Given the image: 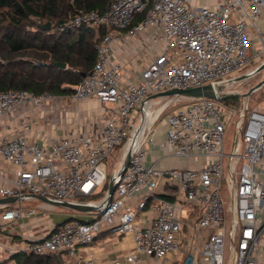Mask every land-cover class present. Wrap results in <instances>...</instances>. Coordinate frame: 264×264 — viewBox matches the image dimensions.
<instances>
[{
	"label": "built area",
	"instance_id": "obj_1",
	"mask_svg": "<svg viewBox=\"0 0 264 264\" xmlns=\"http://www.w3.org/2000/svg\"><path fill=\"white\" fill-rule=\"evenodd\" d=\"M263 16L264 0H217L213 5L196 0H117L104 13L78 9L63 21L58 32L86 26L98 39L93 69L66 98L72 103L98 100L103 106L102 121H89L92 126L87 130L64 134L44 146L29 139L34 120L26 111L20 120L21 133L0 135V158L14 170L13 177H8L7 170L0 169L6 179L0 184V196L18 197V205L1 214L0 224L37 216L36 208L23 206L35 195L98 209L89 220L60 222L45 236L12 250L77 258L80 245L114 230L133 234L134 249L113 264L168 263L176 254L183 257L182 264H224L228 231L221 186L226 118L243 113L237 124L243 127L241 140L229 162V175L235 176L229 206L232 264H264V99L245 112L244 107L237 109L222 100L187 99L190 103L163 119V143L156 140L155 124L146 129L111 202L105 196L86 202L110 179L108 166L102 164L111 162L117 147L122 149V159L133 125L185 100L173 97L161 107L168 97L151 95L208 83L230 94L234 93L231 86L259 73L257 67L241 71L252 61L264 63ZM132 40L138 43L129 53L126 48ZM117 50L124 55L117 56ZM142 59L147 60L138 66ZM241 76L245 78L238 80ZM56 98L49 92L0 90V115L27 104L38 111ZM159 145L162 154L150 155ZM170 160L179 163L168 164ZM120 163L111 166L116 171ZM162 185L174 199L161 195ZM144 211L152 213L149 223L139 217Z\"/></svg>",
	"mask_w": 264,
	"mask_h": 264
},
{
	"label": "trees",
	"instance_id": "obj_2",
	"mask_svg": "<svg viewBox=\"0 0 264 264\" xmlns=\"http://www.w3.org/2000/svg\"><path fill=\"white\" fill-rule=\"evenodd\" d=\"M115 1L117 0H0V90L24 89L37 94L49 92L57 96L72 94L73 86L93 69L97 61L98 39L95 32L81 26L64 32L49 33L43 26L35 25L37 23L33 18L62 22L78 9L104 13ZM141 17L142 14L138 16ZM34 26H37V30H33ZM57 62H65L66 67H59ZM260 88H264V85ZM240 99L238 94L225 97L222 102L240 104ZM121 155L122 149L117 147L115 157L112 158L116 161L114 165ZM108 183L109 179L88 199H103ZM54 255L57 254L17 252L13 257L18 259V264H52L51 256Z\"/></svg>",
	"mask_w": 264,
	"mask_h": 264
},
{
	"label": "crops",
	"instance_id": "obj_3",
	"mask_svg": "<svg viewBox=\"0 0 264 264\" xmlns=\"http://www.w3.org/2000/svg\"><path fill=\"white\" fill-rule=\"evenodd\" d=\"M196 1L202 4L210 5H213L217 2V0ZM261 23L262 27H264V16L261 18ZM135 43H138V40L130 41V45L126 48V51L129 53H134L132 51V45ZM117 47L120 46L117 45ZM120 54H123L121 53V50H117L116 55L119 56ZM146 60H140L139 64L137 65H143ZM24 112H26V115L30 113L34 120L30 131H28L29 139L32 141L35 140L41 145L50 146L64 134L74 135L81 131L87 130L92 126V123H90L89 121H102L103 106L96 99H89L72 103L66 98V95H58V98L52 101H48L45 105L39 108L38 111L34 112L31 109V105H22L20 108L12 111L9 114L0 115V135L7 134L10 136H15L16 134L21 133L22 131L20 127V120ZM157 129L158 132L156 140L159 144H161L163 143V140L165 138L166 126L162 122L161 128L159 129L157 127ZM162 152L163 149L159 145L150 150V155L157 157L161 155ZM176 162L179 163V161L177 160H170L167 163L174 164ZM164 164H166V161L164 162ZM0 169H6L8 177H13L14 170L12 164L1 158ZM5 181L6 179L0 176V184L4 183ZM167 191L169 190L166 189V187L163 188V185L160 187V193L162 196L173 198L172 195H170L171 193ZM36 199L38 198H32L31 200ZM92 201L89 199L88 201L86 200V202ZM17 205V202L10 204H0V222L1 214L7 208H14ZM42 207L43 210L38 211L37 216L26 215L24 217L8 221L5 224H0V264H18V259L13 257V254L17 253L12 250L13 247L22 246L28 243L29 240L39 239L45 236L54 225L60 223L51 217L50 210L53 208L52 204L42 201ZM86 213L88 214L87 220H89L93 216V213ZM69 214L70 216L65 218L64 220L77 218L76 213L72 212ZM151 216L152 213L150 211H144L139 214V217L143 223H149ZM4 230L8 231V233ZM133 249V234H122L114 230H108L102 232L91 243L80 245L77 250V258L72 257L66 253H61L54 255L57 259H55L54 256H51V260L53 261L52 264H65V261H68V264H113L115 260H122L124 256L130 253ZM177 256H179V254H177ZM177 256H172L168 263L160 264H171V261H173L174 258L176 259ZM77 260H80V263H77ZM126 264L151 263L146 260H142L138 263ZM174 264H176V262Z\"/></svg>",
	"mask_w": 264,
	"mask_h": 264
},
{
	"label": "rangeland",
	"instance_id": "obj_4",
	"mask_svg": "<svg viewBox=\"0 0 264 264\" xmlns=\"http://www.w3.org/2000/svg\"><path fill=\"white\" fill-rule=\"evenodd\" d=\"M71 2H72V0H71ZM74 13L69 14L66 18L63 19V21L69 19ZM33 20L35 21V23H37L35 25L39 24V25H41L40 27L46 25L47 23H50V28L46 29V31H48L49 33H59L58 32V26L63 22V21L59 22V20L58 21H55V20H47L46 21L44 19H36V18H33ZM33 30H37V26H34ZM262 64H263L262 62L257 63V62L252 61V63L248 67H246L245 69H243V71H241V74H243L244 71H246L250 68L255 69L257 67V69H258ZM262 80H264V68L261 71H259V73L255 74L254 76H252V77H250L244 81L242 80V82H237L236 84H234L233 86L230 87V90H232L234 93H238L241 97L240 104H235L237 109L244 107V112H245V110L248 107L251 108L252 106H256L257 104L262 102V100L264 98V88L257 89L256 91H254L252 93L251 96H248V97L242 96L244 93L248 92L253 86H255L257 83H259ZM168 100L169 99H167V98H163V101L160 103V105H162L161 107L167 106V104L169 103ZM190 101L191 100H187V99L180 100L177 102V104H174L171 107L165 108V110H163L161 112L158 120L155 123L156 127H158L160 129L163 119L168 114L175 112V111H178V110H181L185 105L190 103ZM244 103H247V107L244 106ZM247 112H248V110H247ZM242 118H243V113H238V115H236L235 117L226 118V131H225V135H224V153L226 154V156H225L224 161H223V171L224 172H223L222 186H221V192H222V195L225 199L226 225H227V231H228V235L226 237L224 264H232V255H233L232 243L233 242L230 239V228H231V224H232V218H231V212L229 210V206L232 203L230 182H231V177L234 180L235 176H234V174L232 176L229 175V173H230L229 162L231 159L230 155L234 152L235 146L238 144L239 140H241V133L243 131V127L239 128L237 126V124H238L239 120ZM244 121H245V118H244ZM120 161H121V159H120ZM120 161H118V162L120 163ZM115 162L116 161L114 159H112L111 162L109 160L108 163L102 164L103 168L104 167L106 168L108 166L109 176H111L115 172V169L111 166V164L114 165ZM237 168H238V170H240L241 161H239V163L237 164ZM52 205H53V208L50 210V214H51V217L54 218L57 222H62L65 218L69 217L70 216L69 213H72V212L77 214V216H76L77 218H80L83 220L88 219V214L86 212L71 210L67 207L59 206V205H55V204H52ZM23 206L26 209L34 207L38 211L43 210L42 201H40V199H36V200L29 199V201H23ZM4 231L8 233V231H6V230H4ZM176 256H177V254H176ZM177 257H176V259L174 258L173 261H171V264H174L175 262H176V264H182L183 257L181 255H179Z\"/></svg>",
	"mask_w": 264,
	"mask_h": 264
},
{
	"label": "water",
	"instance_id": "obj_5",
	"mask_svg": "<svg viewBox=\"0 0 264 264\" xmlns=\"http://www.w3.org/2000/svg\"><path fill=\"white\" fill-rule=\"evenodd\" d=\"M44 29L50 28V23H47L43 26ZM56 65L59 67H66L65 62H57ZM264 68V63L258 68V71H261ZM244 76L238 77V80L244 79ZM264 85V80L257 83L255 86H253L248 92L244 93L243 96H249L254 91L259 89ZM223 89L222 86H216L215 83H208L203 86H196V87H190V88H171L168 90H165L160 93H156L151 95L152 97H158V96H174L179 98H185V99H191V98H199V97H207L214 99L215 101H221L225 97H233L238 95V93H230V94H222L221 90ZM159 114L157 113L154 117H143L141 121L138 124H134L132 127V131L130 134V141L128 143V146L126 150L124 151V154L121 159V163L119 164L117 170L110 176L109 183H108V190L105 195V199L108 203L111 202L113 199V195L115 192V189L118 184V180L122 177L125 170L130 164L131 158L134 154V152L138 149L140 143L142 142L146 129L149 126H152L156 123L158 120ZM36 198L50 203L55 204L59 206L68 207L77 211L81 212H92L98 209V206L83 203V202H73V201H55L46 197H40L38 195H35ZM18 201L17 196H6V197H0V204H10L15 203ZM69 220V219H68ZM66 221V220H64Z\"/></svg>",
	"mask_w": 264,
	"mask_h": 264
},
{
	"label": "bare ground",
	"instance_id": "obj_6",
	"mask_svg": "<svg viewBox=\"0 0 264 264\" xmlns=\"http://www.w3.org/2000/svg\"><path fill=\"white\" fill-rule=\"evenodd\" d=\"M173 97H174V96H168V99H169L168 102H169L171 99H173ZM165 100H166V99H165Z\"/></svg>",
	"mask_w": 264,
	"mask_h": 264
}]
</instances>
